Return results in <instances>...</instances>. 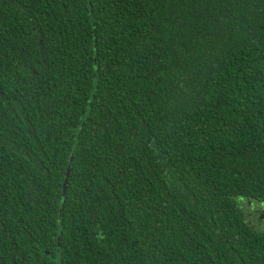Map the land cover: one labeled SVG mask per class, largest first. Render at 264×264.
I'll return each instance as SVG.
<instances>
[{
	"label": "trees",
	"instance_id": "obj_1",
	"mask_svg": "<svg viewBox=\"0 0 264 264\" xmlns=\"http://www.w3.org/2000/svg\"><path fill=\"white\" fill-rule=\"evenodd\" d=\"M256 207L264 0H0V264H264Z\"/></svg>",
	"mask_w": 264,
	"mask_h": 264
},
{
	"label": "water",
	"instance_id": "obj_2",
	"mask_svg": "<svg viewBox=\"0 0 264 264\" xmlns=\"http://www.w3.org/2000/svg\"><path fill=\"white\" fill-rule=\"evenodd\" d=\"M74 159V156L72 157V161ZM71 172H72V165L70 164L67 170V174H66V180L64 183V195L67 193L68 187H69V182H70V177H71ZM61 242H59V246H60Z\"/></svg>",
	"mask_w": 264,
	"mask_h": 264
},
{
	"label": "rangeland",
	"instance_id": "obj_3",
	"mask_svg": "<svg viewBox=\"0 0 264 264\" xmlns=\"http://www.w3.org/2000/svg\"><path fill=\"white\" fill-rule=\"evenodd\" d=\"M248 208H249V207H247V210H248ZM249 209H250V208H249ZM256 209H257V211H258V209H260L261 211H263V210H264V207H259V208L256 207ZM254 211H255V208L253 209V212H254Z\"/></svg>",
	"mask_w": 264,
	"mask_h": 264
},
{
	"label": "flooded vegetation",
	"instance_id": "obj_4",
	"mask_svg": "<svg viewBox=\"0 0 264 264\" xmlns=\"http://www.w3.org/2000/svg\"><path fill=\"white\" fill-rule=\"evenodd\" d=\"M259 208V207H258ZM256 210V212H259V211H261L260 209H258V211H257V209H255Z\"/></svg>",
	"mask_w": 264,
	"mask_h": 264
}]
</instances>
